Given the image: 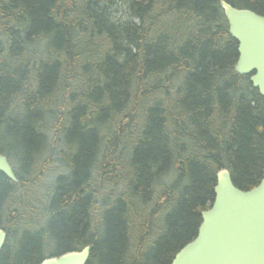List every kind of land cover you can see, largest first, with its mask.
Listing matches in <instances>:
<instances>
[{
  "label": "trees",
  "instance_id": "1",
  "mask_svg": "<svg viewBox=\"0 0 264 264\" xmlns=\"http://www.w3.org/2000/svg\"><path fill=\"white\" fill-rule=\"evenodd\" d=\"M123 1L0 0V151L20 179L0 172V264L87 245V264H171L221 169L263 179L264 99L220 0Z\"/></svg>",
  "mask_w": 264,
  "mask_h": 264
},
{
  "label": "water",
  "instance_id": "2",
  "mask_svg": "<svg viewBox=\"0 0 264 264\" xmlns=\"http://www.w3.org/2000/svg\"><path fill=\"white\" fill-rule=\"evenodd\" d=\"M221 6L229 22V32L239 43L235 70L251 75L250 80L264 99V15ZM0 172L19 182L9 158L0 152ZM197 236L184 245L171 264H264V175L260 184L243 190L236 186L229 169L217 175L215 201L202 212ZM7 232L0 228V253ZM91 246L49 257L40 264H87Z\"/></svg>",
  "mask_w": 264,
  "mask_h": 264
},
{
  "label": "rangeland",
  "instance_id": "3",
  "mask_svg": "<svg viewBox=\"0 0 264 264\" xmlns=\"http://www.w3.org/2000/svg\"><path fill=\"white\" fill-rule=\"evenodd\" d=\"M118 16L123 17L124 13L123 15L122 13H120V15ZM125 17L126 16H124V18ZM60 158L64 159L63 156H60ZM53 166L55 165L51 164V165H48L47 167L40 166L35 172V175L39 176L40 180L42 181V183H44V185L46 184L47 186L50 185L53 182L54 177L59 173L57 168H54ZM39 194L44 195L45 192L40 191Z\"/></svg>",
  "mask_w": 264,
  "mask_h": 264
},
{
  "label": "bare ground",
  "instance_id": "4",
  "mask_svg": "<svg viewBox=\"0 0 264 264\" xmlns=\"http://www.w3.org/2000/svg\"><path fill=\"white\" fill-rule=\"evenodd\" d=\"M120 1V3H122L123 5H125V2L122 0H119ZM225 1H227V0H225ZM228 2V1H227ZM229 4H231L230 2H228ZM123 5H122V7H123ZM233 7H236V8H240V7H237V6H235V5H233V4H231ZM220 6H221V0H220ZM121 7V8H122ZM221 8H222V6H221ZM243 9H245V8H243ZM246 9H248V8H246ZM222 10H223V8H222ZM251 10V9H250ZM125 9L124 8H122L121 9V11L119 12V13H122V15H123V13L125 14ZM223 12H224V10H223ZM224 15H225V12H224ZM125 16V15H124ZM128 15H126V17H127ZM225 17H226V15H225ZM226 19H227V17H226ZM228 21V20H227ZM228 24H229V22H228ZM237 64V63H236ZM235 67H236V65H235ZM154 106V104L153 103H151L150 105L149 104H147L145 107L149 110L151 107H153ZM144 135H145V133H144ZM142 139V138H141ZM1 152V151H0ZM2 153V152H1ZM5 155V154H4ZM7 156V155H6ZM8 157V156H7ZM10 161V160H9ZM11 163V162H10ZM12 164V163H11ZM12 167H13V170H14V172H15V169H14V166L12 165ZM3 173V172H2ZM4 174V173H3ZM15 174H16V172H15ZM5 175V174H4ZM58 175V174H57ZM56 175V176H57ZM7 176V175H6ZM16 176H17V174H16ZM55 176V177H56ZM8 177V176H7ZM9 178V177H8ZM17 178H18V176H17ZM10 179V178H9ZM11 180V179H10ZM18 180H19V182H20V179L18 178ZM54 180V179H53ZM13 181V180H12ZM14 182V181H13ZM19 182H15V183H19ZM27 184L28 185H30V186H32V181L31 180H29L28 182H27ZM97 221H99V220H97ZM88 246V245H87ZM91 246V245H90ZM86 247V246H85ZM84 247V248H85ZM83 248V249H84ZM82 249V250H83ZM81 251V250H80ZM91 255V254H90Z\"/></svg>",
  "mask_w": 264,
  "mask_h": 264
}]
</instances>
